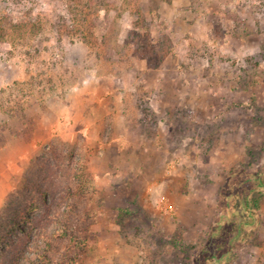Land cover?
<instances>
[{
  "label": "rangeland",
  "instance_id": "374dc122",
  "mask_svg": "<svg viewBox=\"0 0 264 264\" xmlns=\"http://www.w3.org/2000/svg\"><path fill=\"white\" fill-rule=\"evenodd\" d=\"M0 222V258L264 264V0H0Z\"/></svg>",
  "mask_w": 264,
  "mask_h": 264
},
{
  "label": "trees",
  "instance_id": "16d2710c",
  "mask_svg": "<svg viewBox=\"0 0 264 264\" xmlns=\"http://www.w3.org/2000/svg\"><path fill=\"white\" fill-rule=\"evenodd\" d=\"M262 185H263V183L261 182L259 186H256V187L254 186L251 189V194L252 193L254 194L255 191L257 192L258 189H260L262 187ZM254 196H255V194L253 195V197ZM255 198L256 199H253V198L250 199L249 195L244 198L243 203L245 205L244 207H245L247 213L251 212V210L249 209L251 207L250 203L253 204L255 202V207L258 208L259 200L257 199L258 197H255ZM16 199H18L17 193L13 194L11 196V198H10V202L12 203V205H14V202H15ZM40 202H42L47 207L48 211H47L46 215L40 214V216L37 217L36 225H39V224L41 225V221L45 217L46 218L45 222L47 223V225L43 226V231H47V229L51 227L52 221H55V220L56 221H58V220L61 221L62 219L61 220H60V218L58 219V216L52 210V201L49 199V197L41 199ZM227 206H229V204H227ZM49 210H50V212H49ZM32 217L34 218V216H32ZM242 219H244L245 221L248 220V218H246V217H244ZM233 222L234 221L232 220V223ZM2 224H4V223L0 222V225H2ZM58 236L63 238L65 236V234H58ZM236 238H238V237H236ZM28 242H29V240H26L27 244H28ZM33 242H36V247L34 248V246H32V244H29V245L25 244L26 246H25L24 252L21 254L22 256H19L18 253L16 252V250L14 249L16 247L17 243L12 244V246L7 251H5V253H3V258H0V264H27V262L31 259V254L33 253V249H35L36 253L38 254V259L39 260H38V262L36 264H40L41 262H44V260H48L47 253L40 246L41 242H40L39 238L36 239ZM223 257H224L223 254L219 253V252H215L213 254V256H212V258L215 261H217V260L220 261V259H222ZM62 264H64V263H62Z\"/></svg>",
  "mask_w": 264,
  "mask_h": 264
}]
</instances>
